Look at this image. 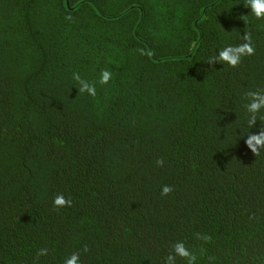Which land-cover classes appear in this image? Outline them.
Wrapping results in <instances>:
<instances>
[{
  "label": "trees",
  "instance_id": "obj_1",
  "mask_svg": "<svg viewBox=\"0 0 264 264\" xmlns=\"http://www.w3.org/2000/svg\"><path fill=\"white\" fill-rule=\"evenodd\" d=\"M245 3L0 0V264H163L197 232L214 264H264V151L246 143L264 116L250 129L244 109L264 21ZM245 31L255 55L209 63Z\"/></svg>",
  "mask_w": 264,
  "mask_h": 264
},
{
  "label": "clouds",
  "instance_id": "obj_2",
  "mask_svg": "<svg viewBox=\"0 0 264 264\" xmlns=\"http://www.w3.org/2000/svg\"><path fill=\"white\" fill-rule=\"evenodd\" d=\"M245 8H250V13L243 17H254L255 20L264 21V0H246L244 4ZM246 24L247 19H244ZM241 42L238 44H226L220 48L217 55H213L209 59V63H220L223 66L227 65L231 68H237L241 65L246 57H251L256 53L255 41L251 31H245L244 35L240 34ZM72 79L76 83V87L80 92L87 93L91 97L97 95L96 83L89 82L83 78L81 73L73 72ZM113 79V73L109 69L105 68L100 71L99 81L100 85H108ZM246 103L244 109L246 110V123L248 128L256 127L257 121L261 116H264V88L257 87L255 90H249L245 93ZM247 146L251 149L255 155H258L261 151H264V128L260 131H252L246 135ZM157 167L163 168L165 165V159L163 157L155 161ZM174 191V187L168 184L161 185L160 195L162 197L170 196ZM72 205V199L66 197L64 194H58L53 199V207L57 210L70 207ZM194 238L197 241H201L199 248L194 245H190L185 240H178L172 244L169 253L163 260V264H179V261H183L184 264H201L202 261L207 260L208 264H214L216 258L207 255V250L204 247L205 244L211 242L212 237L206 233L197 232L194 234ZM83 251H88L87 247ZM38 257H46L49 255V249L47 247H41L38 249ZM63 264H82L81 253L73 252L69 256L65 257Z\"/></svg>",
  "mask_w": 264,
  "mask_h": 264
}]
</instances>
